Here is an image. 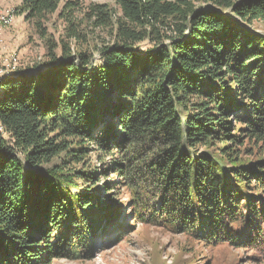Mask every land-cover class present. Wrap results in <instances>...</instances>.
Returning <instances> with one entry per match:
<instances>
[{"label":"trees","instance_id":"1","mask_svg":"<svg viewBox=\"0 0 264 264\" xmlns=\"http://www.w3.org/2000/svg\"><path fill=\"white\" fill-rule=\"evenodd\" d=\"M14 12L47 51L0 78V264L90 259L136 223L264 249V0Z\"/></svg>","mask_w":264,"mask_h":264},{"label":"rangeland","instance_id":"2","mask_svg":"<svg viewBox=\"0 0 264 264\" xmlns=\"http://www.w3.org/2000/svg\"><path fill=\"white\" fill-rule=\"evenodd\" d=\"M66 0H61V2ZM112 3L113 0H78ZM20 0H0V18L11 13V22L0 34V78L21 69L42 65L47 51L45 42L33 31L32 25L15 14ZM264 33V24L253 23ZM57 41L62 33V20L53 15L47 23ZM105 32L89 34L91 44L101 43ZM96 56V55H95ZM123 200V197H121ZM127 206L123 207L122 216ZM124 218L119 221L122 222ZM124 223V222H123ZM112 226L109 235H102L90 259L57 258L50 264H264L263 248H237L227 243L207 246L184 234H173L162 228L136 223L133 229Z\"/></svg>","mask_w":264,"mask_h":264},{"label":"bare ground","instance_id":"3","mask_svg":"<svg viewBox=\"0 0 264 264\" xmlns=\"http://www.w3.org/2000/svg\"><path fill=\"white\" fill-rule=\"evenodd\" d=\"M9 22H11V13L9 15L8 14L1 15V18H0V34L2 32V27L6 26Z\"/></svg>","mask_w":264,"mask_h":264}]
</instances>
